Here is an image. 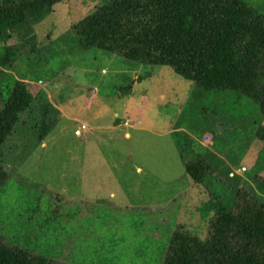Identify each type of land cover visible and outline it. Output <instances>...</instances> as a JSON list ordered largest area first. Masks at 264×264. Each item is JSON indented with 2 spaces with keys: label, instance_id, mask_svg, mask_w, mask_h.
Instances as JSON below:
<instances>
[{
  "label": "rangeland",
  "instance_id": "obj_1",
  "mask_svg": "<svg viewBox=\"0 0 264 264\" xmlns=\"http://www.w3.org/2000/svg\"><path fill=\"white\" fill-rule=\"evenodd\" d=\"M69 1L55 6L53 13L35 28L38 49L19 58L10 71L0 75L2 90L7 83L13 85L16 78L27 81L28 77L33 83L29 91L35 94L38 86L54 107L61 106L56 105L58 99L71 100L77 94L86 95L91 89L104 96L119 93L120 97L128 96L127 99L135 101L134 107L140 108L138 117L143 118L148 128H151L148 116L157 117L160 113L166 123L173 121L178 131L173 136L138 135L130 142L122 140V147L128 149L134 160L129 161L131 166L136 162L145 170L133 183L141 182L142 193L132 195L133 185L126 190L121 185L122 193L116 201L102 204L103 200L96 197L93 202L98 204L86 212L87 204L74 202L67 194L71 193V186L60 181V177L71 159V151H78L80 146V151L99 149L91 142L83 145L82 138L75 136L67 122L60 121L56 127L54 124L42 144H35L38 133L33 135L32 131L24 140L25 130L16 128L11 135L14 140L7 142L2 156L10 177L0 191V238L8 245L51 257L55 264H162L173 226L177 224L204 239L208 221L215 214V203L231 207L233 188L239 181L250 182L264 197V170L259 172L264 161L258 169L254 164L263 151L261 142L255 139L259 126L264 127L261 111L249 99L226 101L209 95L202 99L193 93V83L170 67L142 65L96 48L82 51L69 27L109 0ZM242 1L264 14V0ZM2 47L0 57L4 55ZM161 93L166 95L164 100H158ZM99 99L97 106L113 105L120 109L121 118H128L120 103L125 99ZM73 114L71 111L69 115ZM205 132L209 137L215 136V147L209 146L215 153L208 158L214 170L206 177L208 189L202 185L193 188L185 199L177 196L169 199L185 189V168L179 146L188 160L204 154L199 140ZM207 140L203 139L210 144L211 138L210 142ZM228 168L235 177L227 176ZM257 172L256 183L251 179ZM155 199L160 201V207ZM151 200L152 206L146 209L125 210L127 202L146 205ZM158 216L163 217L162 227L158 225Z\"/></svg>",
  "mask_w": 264,
  "mask_h": 264
},
{
  "label": "trees",
  "instance_id": "obj_2",
  "mask_svg": "<svg viewBox=\"0 0 264 264\" xmlns=\"http://www.w3.org/2000/svg\"><path fill=\"white\" fill-rule=\"evenodd\" d=\"M67 1L0 3V50L4 48L0 75L10 71L20 57L38 49L35 28L55 6ZM69 32L82 51L96 48L142 65L172 68L193 83V93L202 99L209 95L217 100H252L264 120V14L242 0H109L73 24ZM5 86L2 90L0 85V191L10 177L2 156L7 142L14 140V130H25L24 140L32 131L33 135L38 133L35 144H42L63 116L49 103L47 94L38 89H34L35 94L30 92L28 83L16 79L13 85ZM201 136L199 145L205 152L192 160L185 158L179 146L184 178L193 188H207L206 177L214 172L208 158L215 153L209 149L215 147V136L206 132ZM255 137L263 146L258 169L264 161L263 124ZM203 139L210 144L205 145ZM263 170L264 164L259 172ZM227 172L229 178L235 177L230 168ZM259 172L251 179L256 183ZM233 194L231 207L215 203L204 239L177 227L162 264H264V197L246 180L239 181ZM0 264L55 262L0 238Z\"/></svg>",
  "mask_w": 264,
  "mask_h": 264
},
{
  "label": "crops",
  "instance_id": "obj_3",
  "mask_svg": "<svg viewBox=\"0 0 264 264\" xmlns=\"http://www.w3.org/2000/svg\"><path fill=\"white\" fill-rule=\"evenodd\" d=\"M67 2L70 1L68 0ZM79 21L80 20L74 23L72 22L69 31L72 25ZM16 79L22 82L25 81V78L22 77ZM27 79L25 83L33 85V83L30 82L31 78L27 77ZM39 83L43 84L42 81H39ZM137 83L136 80L135 84ZM35 89H38V86H36ZM45 93H47V91H45ZM49 94L52 95V93ZM55 94L58 95L59 93L55 92ZM57 95L54 96L57 97ZM99 97L106 99L113 98L117 101L121 98L125 99V101L120 103H122V108L125 110L123 114L128 116V118H121L120 109L113 107V105L97 106L100 101ZM127 98L128 96L120 97L119 93L104 96L100 95L98 90L91 89L86 95L81 96L77 94V96L71 100L65 98L58 99L56 103V105H61L57 107L63 115L61 121L67 122L68 128L73 131L75 136L79 139L82 138V144L86 145L91 142V144L99 149L98 151H80L82 148L80 146L78 151H71V159L68 161V164L63 167V176L60 177V181L62 180L71 186L72 191L67 194L71 195L73 201H84L83 203L87 204L86 212H90L89 208L98 204L93 202L96 197L103 200L102 204L112 200L116 201L118 198L117 195L122 193V187L126 190L128 186L133 185L131 188L133 190L131 192L132 195H138L139 191L142 193L140 188L141 182L139 184L133 183H136L137 180L144 175L145 170L139 166L141 164L137 165L136 162L135 166H131L129 161L133 163L134 160L129 156L128 149L122 147V140L130 142L134 138H137L138 135L146 136V138L149 137V135H154L155 137L173 136L177 132L176 127L173 125V121L172 123H166L164 121L165 118L161 117L160 113L157 117L148 116L151 121V128H148L143 118L138 117L140 108H135V101ZM164 98H166L165 93H161V97H158V100H164ZM68 102H70L69 106L66 105ZM71 111L74 113L72 116L69 115ZM106 118L110 120L107 121ZM205 145H208V143H205ZM156 151L157 150L153 152ZM95 156L97 159H95ZM256 163L257 162L254 164ZM137 176H139V178ZM85 182L88 183L87 186L84 184ZM192 190L193 187H191V182L186 181L184 191L179 193L176 192L175 195L171 196L169 199H173L176 196L185 199L190 195ZM155 202L159 204L158 207L161 206L158 199H155ZM127 203L125 210H129L130 207L135 209L144 207L146 209L147 206H152V200L146 205L139 202ZM120 204L121 201L116 205L117 210H119ZM163 221V217L159 219L158 216L159 227H162ZM176 227L177 224L173 226V229L175 230Z\"/></svg>",
  "mask_w": 264,
  "mask_h": 264
}]
</instances>
